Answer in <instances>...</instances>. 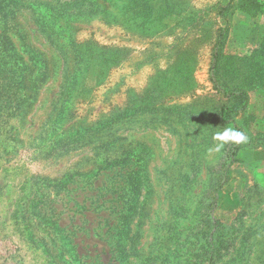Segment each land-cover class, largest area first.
I'll return each instance as SVG.
<instances>
[{"label":"rangeland","instance_id":"374dc122","mask_svg":"<svg viewBox=\"0 0 264 264\" xmlns=\"http://www.w3.org/2000/svg\"><path fill=\"white\" fill-rule=\"evenodd\" d=\"M218 2L174 0L145 30L89 15L100 0H0V264H264V90L223 119L210 68L220 26L243 54L264 17ZM65 23L122 50L71 96ZM235 124L248 144L215 151Z\"/></svg>","mask_w":264,"mask_h":264},{"label":"trees","instance_id":"16d2710c","mask_svg":"<svg viewBox=\"0 0 264 264\" xmlns=\"http://www.w3.org/2000/svg\"><path fill=\"white\" fill-rule=\"evenodd\" d=\"M92 1V0H91ZM104 4H95V11L89 15L101 18L105 23L120 24L121 10H125L130 23L134 26L135 22L140 25L156 26L166 17L172 14H178L180 11L178 5H174V0H126L122 4L121 0H100ZM216 13L225 18L227 22V15L231 14V0L226 3H216ZM106 5L113 6L117 10L115 12L108 10ZM247 17L254 19L260 14L264 13V1L262 0H239L237 7ZM121 12V14H120ZM177 12V13H176ZM190 15V14H189ZM55 18V17H54ZM56 19V18H55ZM57 29L60 32L56 35L64 33V38L67 44L72 43L76 49V65L74 72L71 73V78L68 81V89L71 88L68 95L71 96L72 92H81L84 90L85 78L87 75L95 76L100 70H106L110 67H115L120 64L122 57V50L119 46H108L99 44L95 39L82 40L77 42L75 37L77 28L72 27L70 24L58 25ZM228 29V24L219 27V34L213 44L212 61L210 68L213 73L212 80L214 88L222 91L227 96V102L220 106L213 108L215 114L223 119H230L233 122L232 115L241 114L246 112L250 91L258 88H264V35L254 48L244 54H235L224 52L225 31ZM4 30V29H2ZM63 37V36H62ZM227 37V36H226ZM57 38V37H54ZM58 39V38H57ZM103 66H100V65ZM96 66L97 68L93 67ZM134 63L133 67L135 68ZM99 67V68H98ZM15 72V79L19 72ZM220 75L226 83L219 82L216 75ZM6 78L8 74L1 75ZM230 83H232L230 85ZM113 108V111H117ZM68 109L66 107L64 110ZM61 112V115H62ZM115 119L114 117H111ZM230 122V123H231ZM241 129L238 124L234 128ZM250 140V137L248 138ZM244 144H248L244 143ZM261 141H257L252 146H259ZM251 145V144H250ZM243 147L242 144H235L232 148L233 152L238 148Z\"/></svg>","mask_w":264,"mask_h":264},{"label":"clouds","instance_id":"9594fccd","mask_svg":"<svg viewBox=\"0 0 264 264\" xmlns=\"http://www.w3.org/2000/svg\"><path fill=\"white\" fill-rule=\"evenodd\" d=\"M214 139L219 141L215 151H220L225 144L230 142L239 145L248 141L247 135L234 127H224L222 131L215 132Z\"/></svg>","mask_w":264,"mask_h":264},{"label":"crops","instance_id":"0c3cea01","mask_svg":"<svg viewBox=\"0 0 264 264\" xmlns=\"http://www.w3.org/2000/svg\"><path fill=\"white\" fill-rule=\"evenodd\" d=\"M260 15H263V17H264V13L263 14H260ZM258 32H259V34L261 33V35L263 36L264 35V24L260 27V28H258ZM257 32V33H258ZM259 34H258V36H257V38L256 39H254L253 41H247V43L245 42V43H243V42H241L240 40H236V43H235V47H233V48H236V47H238L240 50L241 49H243L244 47L243 46H245V49H244V52H243V54L244 53H246V52H248V51H250L252 48H254L255 46H256V44H257V42L258 41H260V37H259ZM260 35V36H261ZM233 53H236V52H233ZM260 89V88H259ZM261 90H264V88H262ZM254 91V90H253ZM253 91H251L250 93L252 94H261L262 92H253ZM256 91V90H255ZM250 94V95H251Z\"/></svg>","mask_w":264,"mask_h":264}]
</instances>
